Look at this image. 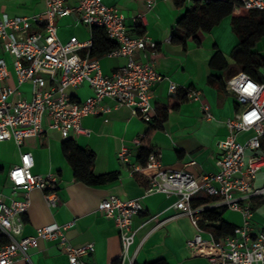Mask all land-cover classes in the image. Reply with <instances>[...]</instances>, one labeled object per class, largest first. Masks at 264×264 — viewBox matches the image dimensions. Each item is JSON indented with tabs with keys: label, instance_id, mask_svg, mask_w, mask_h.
<instances>
[{
	"label": "crops",
	"instance_id": "1",
	"mask_svg": "<svg viewBox=\"0 0 264 264\" xmlns=\"http://www.w3.org/2000/svg\"><path fill=\"white\" fill-rule=\"evenodd\" d=\"M104 2L127 16V24L133 33L140 35L136 29L139 23L145 27L144 35L157 43L155 49L147 46L145 50L138 51L135 59L154 62L157 69L168 77L151 89V101L164 119L162 127L149 131V123L135 115L130 106L117 105L110 98L104 99L101 106H108L110 110L85 116L82 124L87 133H73L70 138L78 146L93 151L96 175L118 173L117 179L96 185L77 179L73 164L64 151V139L57 129L48 128L43 135L27 137L20 147L13 139L0 140V193L7 202L12 196H25L22 189L14 193L9 171L20 163L22 152L29 151L35 159L34 173L58 176L60 201L57 206H51L44 191L39 188L29 191L31 205L21 216L25 224L24 235L35 234L41 226L75 220L67 232L73 245L91 242L95 246L92 253L82 257L81 264H115L121 254L120 230L113 219L99 210V203L110 195H116L122 200L139 199L143 205V210L133 220L135 237L130 252L135 255V264H148L160 259L167 264H215L211 258L217 257L219 250L210 240L211 224L203 219L200 212L197 213L199 224L204 229V241L194 248L189 247L188 239L194 236L195 227L190 215L174 207L177 196L147 193V172L144 170L131 175L129 165L121 162L119 152L122 145H126L131 152V161L140 163L137 154L143 144L142 139L146 137L154 150L161 153V162L168 168L187 169L196 176L216 171L219 142L228 134L225 121L239 109L233 94L214 78L221 76L224 81L240 71L234 59L239 37L233 28L231 15L224 16L210 29L199 28L196 38L189 37L183 43L173 38V34L186 9L195 6V0H187L185 7H178L174 0H155L149 10L147 0ZM77 3L78 0L65 1L67 6ZM46 10L47 0H0V15H46ZM246 12L244 8L234 7L232 15H244ZM142 13L145 14L144 19L139 20L138 15ZM55 24L64 41L72 36L81 41L92 37L91 27L80 20L77 12L55 17ZM36 29L39 27L33 28ZM254 51L264 56V35L257 41ZM216 52L227 63L226 68L219 66L222 59H217L215 65L210 63ZM81 53L84 54V50ZM6 56L11 72L8 83L16 86L18 81L12 58L8 54ZM126 61L125 57L115 55L100 57L102 71L106 75H112ZM255 80L264 83V65L258 69ZM171 82L179 86L176 91H171ZM19 88L22 94L31 96L29 83H23ZM182 88L199 90V99L184 97ZM66 91L78 103L93 94L88 82L69 86ZM14 98L17 99L18 95ZM175 103L177 106L173 107ZM204 105L212 115L210 118L204 115ZM45 125H48L47 119ZM251 134L252 130L238 132L236 140L243 142ZM192 160L196 162L191 164ZM254 184H264V170L256 175ZM252 210V227L258 231L264 227V196L253 203ZM222 219L235 227L242 223L241 214L231 209L224 210ZM29 254L28 260H19L16 264H69L67 255L52 240L41 239L39 246L31 248Z\"/></svg>",
	"mask_w": 264,
	"mask_h": 264
},
{
	"label": "built area",
	"instance_id": "2",
	"mask_svg": "<svg viewBox=\"0 0 264 264\" xmlns=\"http://www.w3.org/2000/svg\"><path fill=\"white\" fill-rule=\"evenodd\" d=\"M65 1L47 0L46 15H0V140L13 139L20 147L25 138L43 135L48 128L59 130L64 140L73 133H87L82 119L109 111L110 107L101 106L106 98L113 99L117 105L130 106L133 113L145 121H151L156 115L151 89L168 77L154 62L138 61L135 55L147 46L155 49L157 43L133 33L127 16L104 0H78L75 6H67ZM154 4L155 0H147L148 10ZM235 8L264 11V0H238ZM73 12L78 13L84 24L105 28L107 35L117 42L118 46L107 54L125 57L127 61L112 75L103 73L100 57H91L92 37L86 41L77 36L67 41L60 38L55 17ZM144 16L139 14L138 19L143 20ZM34 27L39 29L33 30ZM7 54L16 71V86L8 83L11 72ZM86 82L91 85L93 94L83 102H75L67 87ZM23 83L31 85L30 97L20 92L19 85ZM178 87L170 83L171 91ZM225 89L233 94L239 109L225 121L228 134L219 142L215 172L196 176L187 169L168 168L162 164L158 150L150 153L146 166L133 163L130 149L124 144L119 158L129 165L131 175L146 167L153 170L147 193L177 196L174 207L190 215L195 227L194 236L188 239L189 247L194 248L204 241V229L197 214L203 206L192 205L196 195L204 194L214 198L207 206L231 209L242 216V223L231 234L216 239L210 233V240L219 250V255L211 258L215 264H264V227L255 231L251 223L253 203L264 196V184H254L256 175L264 170V83L240 70L225 79ZM199 94V90L188 88V98L197 100ZM202 108L204 115L210 118L208 107ZM46 119L48 125H45ZM247 130H252V134L245 141L236 140L238 132ZM34 165L32 152L26 151L22 152L20 163L9 171L14 193L22 189L26 192L24 197L12 196L7 202L0 193V235L8 239L0 244V264L28 260L30 249L38 247L41 239L55 241L67 255L69 264H81L82 257L92 253L95 246L91 242L73 245L67 232L75 220L41 226L32 235L23 234L25 224L21 216L31 205L29 191L33 188L44 191L51 206H57L60 201L58 176L34 173ZM99 210L119 227L120 264H135V255L130 252L135 237L133 220L143 210L142 203L139 199L122 200L110 195L99 203Z\"/></svg>",
	"mask_w": 264,
	"mask_h": 264
},
{
	"label": "trees",
	"instance_id": "3",
	"mask_svg": "<svg viewBox=\"0 0 264 264\" xmlns=\"http://www.w3.org/2000/svg\"><path fill=\"white\" fill-rule=\"evenodd\" d=\"M187 0H174L178 7H185ZM238 4V0H210L203 2L195 0V6L191 9L187 8L183 16L178 22V29L173 34V38L186 43L189 37L196 38L195 34L199 28L210 29L212 25L217 23L226 15H231L233 28L239 37L238 49L235 51L234 59L239 66V70L247 73L252 78H256L258 69L264 65V56L254 51L257 41L264 35V11L255 9H246L244 15H232L234 7ZM137 34L144 35L145 27L137 24ZM93 45L91 48V57H101L106 55L111 50L115 49L118 44L111 39L105 28L101 26L91 27ZM217 59H222L221 68H226L227 63L223 60L221 54L216 52L211 64L215 65ZM232 75V74H231ZM219 85L224 88L225 80L221 76H214ZM184 97H188V88H182ZM177 104H173L176 107ZM162 113L156 108V115L149 123V131L161 128L163 124ZM143 144L140 146L137 154V160L143 166L147 165L149 155L154 148L146 141V137L142 139ZM64 151L71 163L73 164L75 176L78 180L84 181L87 184L96 185L103 184L117 179L118 173L111 172L101 175H96L93 170L95 163V154L92 150L78 146L72 139L64 140ZM147 175H152L153 170L150 168L144 169ZM214 201V198L208 195L195 196L192 200L193 207L203 206L200 213L204 220H207L210 225L211 233L216 239L229 235L233 232L235 225L230 224L222 219L225 208L223 207H208L207 205ZM218 222V225L215 223ZM8 239L0 235V244L6 243ZM115 264H120V258ZM148 264H167L165 260L160 259Z\"/></svg>",
	"mask_w": 264,
	"mask_h": 264
}]
</instances>
